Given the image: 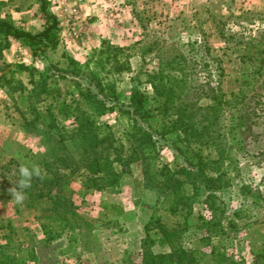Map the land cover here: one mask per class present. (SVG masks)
<instances>
[{
	"label": "rangeland",
	"instance_id": "rangeland-1",
	"mask_svg": "<svg viewBox=\"0 0 264 264\" xmlns=\"http://www.w3.org/2000/svg\"><path fill=\"white\" fill-rule=\"evenodd\" d=\"M125 1L134 4L132 15L140 22V33L137 39L118 44L120 51L108 50L104 40L95 41L85 34L84 38L74 34L69 27L72 11H67L73 0H47L51 14L65 17L59 19V43L55 49L49 48L35 57L31 48L10 40V46L2 50L0 218L12 220L15 230L0 228V243H6L4 236L9 235L8 240L18 246L20 235L25 232L26 244L16 256H36V261L30 264H142L146 224L157 218L170 226L184 223L187 211L181 215L172 214L168 209L170 200L144 187L140 167L118 169L121 174L116 185L95 180L86 186L81 181L87 177L85 168L73 173L72 167L66 165L79 162L84 155V144L76 133L77 114L93 121L99 148L107 144L106 152L112 154L118 146L127 148L133 121L124 110H127L133 85L137 84L152 97L155 95L152 72L166 66L167 60H172L174 55L181 54L188 62L178 60L185 66L190 62L194 70L190 78L195 88L206 86L204 93H212L208 85L214 91H219L221 86L223 93L224 103L211 127L216 130L212 133L215 138L211 137L206 143L202 133V136L196 134L192 141L194 147L201 146L203 154L208 155L210 175L227 180L225 187L215 191V208L224 210L220 220L229 231L214 236L216 252L228 253L230 262L234 260L237 264H264V121L248 119L245 115L244 104L256 94L253 89L257 78L252 75L255 64L240 58L246 52L264 49V0H198L192 12L179 15L163 12L156 0ZM0 16L11 17L18 27L35 33L43 30L46 23L40 0H0ZM220 29L227 38L219 34ZM259 38H262L261 44L255 40ZM6 42L0 38V47ZM116 52L119 70L112 67L114 61L106 62L107 56ZM71 61L79 63L84 73L77 75ZM174 64L176 66V61ZM86 71L93 72L102 87H98L99 83H94ZM181 74L174 69L173 75L165 74L164 77L167 96L175 106L186 93V81L189 83V76L182 82ZM133 78L137 79L136 83ZM44 80L43 89L40 84ZM75 82H80L84 91L99 92L103 99L108 96L107 105L114 109L97 113L81 97ZM261 91L264 93V88ZM207 100L213 104L212 100ZM152 102L155 104V100ZM51 112L55 113V120L49 116ZM66 112L73 116L64 118ZM155 113L154 126L158 128L163 116L158 110ZM62 134L64 137H60ZM154 135L164 146L159 154L160 161L174 163L177 152L171 140L175 134H167L165 138ZM22 166L58 169L66 175L65 193L73 203L76 216L69 214L73 226L60 231L55 238L51 237L61 230L56 222L38 218L40 213L27 207L25 196L21 204L12 196L17 191L15 185ZM185 193L191 203L187 216L189 225L177 246L194 249L197 254L201 251L202 264H216L218 256L206 241L208 231L200 226L204 224L201 216L212 220L213 211L202 202L204 197L193 200L191 189ZM102 202L120 204L127 214L121 218L109 217ZM231 222L235 225H230ZM42 224H51L52 229L47 227L48 233H44ZM151 234L156 238L160 236L156 231ZM32 245L33 255L25 251ZM153 251L168 252L170 247L156 243ZM120 254L122 260L115 257Z\"/></svg>",
	"mask_w": 264,
	"mask_h": 264
},
{
	"label": "trees",
	"instance_id": "trees-1",
	"mask_svg": "<svg viewBox=\"0 0 264 264\" xmlns=\"http://www.w3.org/2000/svg\"><path fill=\"white\" fill-rule=\"evenodd\" d=\"M40 2L41 9L46 16L44 29L40 32L28 31L25 28L18 27L11 17L0 16V38L7 40L5 45L0 47V54L5 47L8 48L10 46V40H16L23 46L31 48L35 57L46 52L49 48L55 49L57 47L59 43L57 36L59 19L48 11L47 0H40ZM219 34L223 37L225 36L224 31L221 29ZM255 40L261 44L262 38ZM103 42L107 45V49L112 52L113 50H122L117 45L111 46V44H114L108 40H104ZM208 54L212 57L211 53ZM178 58H181L183 61L185 60V63L188 62L187 58L183 55H174L172 60H167L166 66H160L156 71L152 72L151 78L153 79L151 85L155 94L152 97L147 92L139 89L137 84L133 85L128 104L126 105L127 110H124V112L131 115L130 120L133 121L132 131L128 137L129 146L127 148L124 149V147L118 146L112 150L114 154L106 152L107 144H105L106 147L99 148L100 142L94 131L93 121L86 115L77 114L75 116L78 121L76 133L84 144V155L78 160L79 162L76 161L71 165L66 163V165L72 167L73 173L79 171L81 167H84L85 171L89 172L88 174L85 172L86 178H81L82 183L86 186L95 180L109 183L112 186L116 185L121 174V171L118 169L125 170V168H129L130 166V168L140 167L144 187L154 189L163 196V199L170 200L171 203L168 209L172 214L181 215L187 211L184 214V223L180 225L170 226L159 218L151 220L150 223L145 225L146 237L142 242V264H202L201 251L198 250L197 254V251L194 249L177 246L178 239L187 231L189 225L187 216L191 210V203L185 193L187 189H191L193 200H199V197H204L202 202L209 205L213 211L212 220H206L201 216L204 224L200 226L205 227L208 231L207 240H205L212 245L214 253L218 256V260L215 258L216 264H237L234 260L230 262L231 256L228 253L217 254V246L213 242L214 236H217L218 233H229L223 227L220 220V215H224V210L220 207L215 208V199L217 197L215 191L225 187L227 180L221 179L220 176L210 175L208 170V155L203 154L204 150L202 151L201 146L194 147L192 145L196 134L202 136L203 133L206 136V143H209L212 139L211 137L215 138L212 133H215L216 130L211 129V127L214 120L218 117L221 109L220 105L224 103L223 93L221 92L222 88L220 86L219 91H214L208 85L207 87L213 91L212 93H208V91L204 93V87L206 86L202 87V89L195 88L190 78L194 73L193 68H190V62L185 66ZM240 58L243 62L256 65L252 67V75L257 78V81H255L256 86L253 89V92H256V94L252 96L249 103L244 104L245 115L248 119L259 118L264 121V93L261 91L264 88V49H259L256 53L246 52L245 54H241ZM111 61H114L112 67L119 70L117 52L113 56L111 54L107 56L106 62L111 63ZM174 61H176V66ZM71 63L74 65L77 75L84 73L81 71L79 63L73 61ZM204 65L208 67L209 64L205 63ZM174 69L182 73V82H185L187 76H189V83L186 81L185 84L186 93L176 106L167 96L168 92L165 89L167 82L164 80L165 74L167 76L173 75ZM31 71L33 72L34 69ZM87 72L91 74L92 81H95L94 83L96 84L98 82V87H102L101 82L98 81V77L91 71ZM132 80L135 83L137 81L136 78ZM75 83L81 97L97 113L102 114L107 110L114 109V106L107 105L106 97L108 98V96H104L103 99L100 97L99 92H94L91 89L84 91L80 82ZM248 83L249 81L246 82V84ZM40 85L44 89L46 81H42ZM35 95H37V92H35ZM207 99L212 100L213 104L207 103ZM152 100H155V104H153ZM62 105L67 104L63 103ZM124 105L122 104V106ZM155 110H158L163 116L160 118V127L158 128L154 126V122L157 121L155 120L157 116ZM49 116L53 120L56 119L53 112ZM63 116L67 118L72 117L73 114L66 112ZM36 118L32 121H35ZM170 133L175 134L171 142L177 152V156L174 158V163H163L160 161L159 154L164 146L159 143L154 134H159L162 138H165ZM218 136L220 137L221 135L218 134ZM60 137H64L63 134ZM200 144L203 145L202 142ZM19 178L20 176H17V182ZM67 182L66 175L62 174L60 170L48 168L47 170H40V176L34 177L31 186L23 193L27 199V207L35 209L40 213L38 218H50L58 224L61 230H58L59 234L55 232L51 238L60 235V231L65 228L73 226L69 214L73 217L76 216L73 203L65 193L66 189L64 186ZM100 184H97V186ZM101 206L110 214L121 215L125 212L124 207L117 203L102 202ZM47 212L49 213L46 214ZM231 223L230 225H235L233 222ZM48 225L42 224L44 233H48L47 227L52 229V225ZM0 228L8 229L10 232L15 230L13 221L10 219L3 220L0 218ZM152 231H156L157 235L160 236L156 238V236L151 234ZM23 233L25 236V232ZM26 233L32 237L30 232ZM23 235H20L21 239L19 240L21 241L18 240V246L15 243L13 244L12 240H8L9 235L4 236L7 238V241L6 243H0V264H30V262L36 261L37 258L33 255V245L25 249L28 254H32L33 256H26L24 258L16 256L17 251L22 250V247L26 244ZM156 243L170 247V251L156 253L153 251V245ZM255 256L260 257L259 254H255Z\"/></svg>",
	"mask_w": 264,
	"mask_h": 264
},
{
	"label": "crops",
	"instance_id": "crops-1",
	"mask_svg": "<svg viewBox=\"0 0 264 264\" xmlns=\"http://www.w3.org/2000/svg\"><path fill=\"white\" fill-rule=\"evenodd\" d=\"M79 3L78 12L74 16H70V25L77 32L78 36L94 38L95 41L108 40L113 44H122L127 40H135L140 33V22L132 15L134 12V4L125 0H73ZM198 0H156L158 7L165 13L186 14L192 12L198 5ZM72 4V3H71ZM70 11V8H67ZM64 13V12H62ZM58 19L65 18L59 15ZM85 34V35H84ZM86 43V41H83ZM125 210V209H124ZM105 213L109 217H123L127 214L126 210L121 215ZM125 251V250H124ZM117 259L122 260L123 255L120 254ZM121 264V263H120Z\"/></svg>",
	"mask_w": 264,
	"mask_h": 264
},
{
	"label": "clouds",
	"instance_id": "clouds-1",
	"mask_svg": "<svg viewBox=\"0 0 264 264\" xmlns=\"http://www.w3.org/2000/svg\"><path fill=\"white\" fill-rule=\"evenodd\" d=\"M19 180L17 182V191L12 196L17 204H21L24 200V192L31 186L32 179L40 176V170L37 167L29 168L22 166L19 169Z\"/></svg>",
	"mask_w": 264,
	"mask_h": 264
},
{
	"label": "built area",
	"instance_id": "built-area-1",
	"mask_svg": "<svg viewBox=\"0 0 264 264\" xmlns=\"http://www.w3.org/2000/svg\"><path fill=\"white\" fill-rule=\"evenodd\" d=\"M78 1H80V0H78ZM78 4L79 3H74V2L71 4L72 6H71L70 10L72 11V16L77 14V12H78V8H77ZM73 32H74L75 35H77V32L74 29H73Z\"/></svg>",
	"mask_w": 264,
	"mask_h": 264
}]
</instances>
